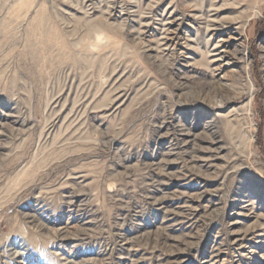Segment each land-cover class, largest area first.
Listing matches in <instances>:
<instances>
[{"label":"rangeland","instance_id":"obj_1","mask_svg":"<svg viewBox=\"0 0 264 264\" xmlns=\"http://www.w3.org/2000/svg\"><path fill=\"white\" fill-rule=\"evenodd\" d=\"M0 264H264V0H0Z\"/></svg>","mask_w":264,"mask_h":264},{"label":"bare ground","instance_id":"obj_2","mask_svg":"<svg viewBox=\"0 0 264 264\" xmlns=\"http://www.w3.org/2000/svg\"><path fill=\"white\" fill-rule=\"evenodd\" d=\"M214 1V0H213Z\"/></svg>","mask_w":264,"mask_h":264}]
</instances>
